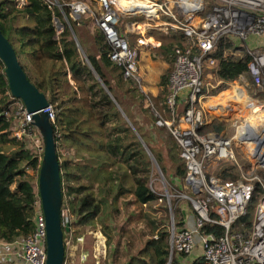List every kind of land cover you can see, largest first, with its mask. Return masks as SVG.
Segmentation results:
<instances>
[{"label": "trees", "instance_id": "1", "mask_svg": "<svg viewBox=\"0 0 264 264\" xmlns=\"http://www.w3.org/2000/svg\"><path fill=\"white\" fill-rule=\"evenodd\" d=\"M62 1L50 5L45 0H25L19 7L16 0H0V31L13 46L27 79L46 96L54 112L57 149L66 151L65 156L58 155L63 203L67 198L74 216L71 233L79 236L85 228H99L108 254L118 231L115 246H127L122 264H167V227H161L163 220L150 206L158 199L150 181L155 165L164 175L168 173L163 154L140 124L151 123L156 136L165 139L166 155L178 179L185 174L183 163L167 129L156 127L146 96L110 60L103 35L98 30L90 33L86 17L72 21ZM181 37L171 46L179 47ZM230 46L231 42L219 38L209 54L215 59L217 77L226 82L248 73L252 60L245 50L241 56L224 57ZM15 100L0 60V241L6 243L34 230V182L41 156L35 147L27 146L26 137L14 135ZM217 176L222 180L238 177L229 168ZM261 192L256 186L233 230L249 231ZM139 226L145 230L137 231ZM202 231L224 233L223 227L210 224ZM185 257L173 252L170 264H181ZM119 262L115 259L112 264ZM190 264L207 262L198 258Z\"/></svg>", "mask_w": 264, "mask_h": 264}, {"label": "built area", "instance_id": "2", "mask_svg": "<svg viewBox=\"0 0 264 264\" xmlns=\"http://www.w3.org/2000/svg\"><path fill=\"white\" fill-rule=\"evenodd\" d=\"M16 1L19 7L25 3V0ZM45 1L50 5L55 3V0ZM195 1L174 0L175 13L149 1L155 13L161 10L172 19L171 23H165L169 29L180 30L190 41L189 46L174 49L173 67L167 78L166 105L175 117L165 119L157 114L155 121L156 126L169 131L178 147L185 171L182 182L193 192V197L189 199L196 213L194 229L172 232L171 250L188 255L199 245L200 257L207 264H264V126L261 130L256 127L259 122L264 125V100L256 103V110L247 119L234 124L230 135L201 131L207 120L202 106L203 98L211 94L204 79V68L213 67L216 63L209 54L219 38L236 39L245 44L251 37L264 36V0H213L210 11L198 23L192 24L193 12L188 13V8L187 11L183 10V4ZM97 2L98 12L95 14L88 1H63L68 6V15L72 21L79 22L87 16L93 18L110 47V60L122 67L124 77L136 79L139 52L129 45L127 38L118 30V9L111 0ZM198 2L201 4L202 0ZM183 15L191 16L183 19ZM136 42L148 45L143 36L138 37ZM244 48L252 56L248 63L251 81L264 92V49L247 50L246 44ZM195 49L196 52L193 51ZM212 87L216 90L218 86ZM13 105L16 107L15 115L21 121L14 135L17 138L35 139V148L41 154L42 141L38 134H33L31 114L26 112L20 100L16 99ZM177 105H180L179 110ZM47 111L53 122L55 116L52 108L49 106ZM250 115L256 117L255 123L250 122ZM241 128H246L242 136L238 135ZM249 141L252 143L249 144ZM237 153L245 157L250 169H244L239 164L238 179L222 180L205 172L209 161H235ZM256 186L262 192L254 208L250 229L245 233L235 231L233 226L246 213ZM60 213L62 225L69 226V230L64 233L63 264H71L67 252L74 247L75 240L80 241L82 238H75L71 233L74 216L70 212L67 198L64 203L62 199ZM33 223L34 230L30 235L12 242L13 250L8 251L11 257L0 252V262H8L10 258L11 264H45L46 230L38 195L34 204ZM205 224L223 227V235L205 233L202 231ZM0 242L5 246L11 244ZM80 260L82 263L83 256ZM94 264L100 263L96 259Z\"/></svg>", "mask_w": 264, "mask_h": 264}, {"label": "crops", "instance_id": "3", "mask_svg": "<svg viewBox=\"0 0 264 264\" xmlns=\"http://www.w3.org/2000/svg\"><path fill=\"white\" fill-rule=\"evenodd\" d=\"M64 1V0H63ZM62 1V2H63ZM93 1V11L95 14L98 12V2L97 0ZM112 2H117V0H111ZM151 2H156L163 6V8L167 10H175L174 0H147ZM193 1V0H189ZM197 1V2H196ZM195 2H190L191 4L184 2L183 10L187 11L186 8L189 9L188 13L192 15V24H196L199 22L201 18L199 15L200 9H207L209 12L213 0H210L211 3L205 2L202 0L201 4L196 0ZM115 2V3H116ZM195 3V4H193ZM208 3V4H207ZM136 4V1H134ZM138 5V4H136ZM200 7V8H198ZM195 8V10H193ZM126 7L119 6L118 12L120 15L118 30L124 34L127 38L129 45L139 52L138 59V77L137 80L140 81L139 90L146 96L148 100L149 107L155 117L158 115H162L165 119H170L171 116H174V113H171L166 105V95H167V78L168 73L171 72L173 67V59H174V49L178 46H171V41L175 43L179 37L182 38V41L179 43V47H187L190 45V41L182 34L180 30L177 29H169L165 25L172 21V19L165 15H158L157 10L156 15H146L142 13H138L135 11H127ZM174 12V11H172ZM196 13V14H195ZM203 16V15H201ZM89 20V24L86 26L90 33H95V30H98L100 33V29L95 24L93 18L91 16H87ZM55 24L60 26L58 21H55ZM102 34V33H101ZM103 35V34H102ZM140 36H143L146 39L148 45H140L136 42V39ZM104 37V36H103ZM264 37V36H261ZM260 37H255L250 39L247 43H245L248 49L255 50L254 47H258L261 50L264 49V43L261 44V40L254 41L259 39ZM232 43V46L229 47L223 53L224 57L227 56H241L243 51L245 50V44L239 42L236 39L224 38ZM105 40V38H104ZM105 43L107 44L106 40ZM250 44V45H249ZM252 44V45H251ZM108 45V44H107ZM109 47V45H108ZM243 47V48H242ZM110 49V47H109ZM242 49V50H241ZM196 52V49L193 50ZM86 58V57H85ZM216 65V63H215ZM209 67L205 66L204 68V79L207 85V90L211 92L203 98V110L206 116V124L202 128V132H210V133H220L223 135H230L233 132L234 124L236 122H242L248 118V112L252 110H256L257 104L259 101L264 100V92L260 91L253 85L251 81V77L248 73L245 75H240L237 79L226 82L219 79L216 75V66ZM136 82V81H135ZM221 84V85H219ZM212 86H218L216 90H213ZM260 90V89H259ZM241 98L243 99L242 101ZM225 99V100H224ZM239 99V100H238ZM180 109V105H177V110ZM137 117V115H135ZM179 121V115L177 117ZM140 120V119H138ZM225 122V126H221V123ZM144 131H148L151 140L155 143L157 140L162 144L165 139L160 136H156L154 131L155 126L151 123L149 124H140ZM159 127V126H156ZM164 128V127H161ZM166 129V128H165ZM244 129V128H242ZM168 131V130H167ZM169 132V131H168ZM170 135V133H169ZM171 137V135H170ZM173 140V138L171 137ZM175 143V141L173 140ZM176 150L178 152V147L175 143ZM166 150V148L164 149ZM237 160H212L207 163V167L205 172L207 174H212L217 176V173L224 169H232L237 172V179L240 177V170L238 165H242L244 169H249L248 164L246 162L245 157L242 154L237 153ZM179 156V154H178ZM182 162V161H181ZM158 172H161L159 167L155 165ZM160 170V171H159ZM218 177V176H217ZM183 178L181 179V181ZM236 180V179H234ZM183 184V182H182ZM183 186L190 190V196L193 197L192 190L183 184ZM190 203L191 200L189 196L185 197ZM192 204V203H191ZM156 201L150 204L151 208L157 212V207L155 206ZM169 211V216L167 220H163V224L161 227H167V238L168 243L170 245V259L167 264L171 262V255L173 252L171 250V234L173 231L181 230V229H194L196 226V213L194 209L193 212L184 209L181 205L179 209L175 210V214H171L170 207L167 209ZM144 231V227L139 226L137 231ZM135 237L139 236L138 234H134ZM114 239L110 248H108L105 244L106 238L102 235L99 228H85L79 236H75V238H82L80 241L75 240V245L71 248L67 253L70 255V262L74 264L75 262H79V264H94L96 259L102 258L105 264H112L115 259H124L127 254V246L123 243H120L117 247L115 246L116 240L120 236L118 231H114ZM141 246V244H138ZM13 250L12 243L8 245H3L0 242V252H5L9 257L12 255L8 253V251ZM176 253V252H175ZM201 249L200 246H196L195 250L186 254L184 260L181 261V264H190L195 259L201 258ZM83 256V261L81 263L80 257ZM10 259V258H9ZM8 262H0V264H11L10 260ZM103 263V264H104ZM122 264V263H121Z\"/></svg>", "mask_w": 264, "mask_h": 264}, {"label": "water", "instance_id": "4", "mask_svg": "<svg viewBox=\"0 0 264 264\" xmlns=\"http://www.w3.org/2000/svg\"><path fill=\"white\" fill-rule=\"evenodd\" d=\"M0 60L4 65V74L11 96L20 100L26 112L31 114L32 125L38 131L42 141L36 185L45 221V264H63L65 258L64 233L69 230V226L68 224L62 225L60 216L61 166L54 129L47 111L49 102L46 96L27 79L13 46L1 31Z\"/></svg>", "mask_w": 264, "mask_h": 264}, {"label": "rangeland", "instance_id": "5", "mask_svg": "<svg viewBox=\"0 0 264 264\" xmlns=\"http://www.w3.org/2000/svg\"><path fill=\"white\" fill-rule=\"evenodd\" d=\"M85 1H88L91 4V6L93 7V4H92L93 1L92 0H85ZM205 2L211 3L210 0H205ZM116 4H117V6H116ZM113 5H114V7L119 9L120 4L113 2ZM198 8H200V7H198ZM193 10H195V8H193ZM172 11H174V13H175V10H172ZM207 11L208 10L206 8L200 9V12H199L200 17L202 18L201 15L204 16L206 13H208ZM157 13H158V15L162 14L161 11H158ZM154 15H156V13H154ZM190 16L191 15H188V16L183 15L182 18L186 19ZM252 38H255V37H251L250 39H252ZM257 40H261V44L264 43V37H260L259 39H256L254 41H257ZM254 48H255V51L260 50L258 47H254ZM135 75H136V79H133V80H134V82L136 81L135 83L139 87L140 81H138L139 79L137 80L138 69H137V72ZM139 88H141V87H139ZM257 110H259V109H257ZM251 113H252V110L250 112H248V115ZM139 119H141V118H139ZM20 122L21 121H20L18 116L12 120V125L14 127V131L18 128ZM221 126L222 127L225 126V122H222ZM263 126L264 125L259 122L256 127H258V129L261 130L263 128ZM38 135H39V133H38ZM34 142H35V139L33 141V139H31L30 137L27 138V146L29 148L33 149L35 147ZM153 146L155 147V149L160 150L161 153L163 154L167 173H168V175H164L162 172L161 173L158 172V170L154 166L153 174H152L151 181H150V187H151L152 191L155 193V195L158 197V199L156 200L157 205H155L157 207V212H155L156 217L158 219H161V220L163 219L165 221L168 219V216H169V211L167 210L168 207H170L171 214L174 215L175 210L179 209L180 205L184 209L189 210L190 212H193L192 211L193 210L192 204L185 198L186 196L192 197V196H190V190L183 186L181 179H178L175 177V173L173 171V166L170 164V161L168 160V157L166 155V150H164L166 148L164 143L161 144L159 142V140H157ZM57 150H58V153L61 155V157L66 155V151L63 148L57 149ZM236 152H239V150ZM248 170H250V169H248ZM36 183H37V175H36V182H34V184H36ZM35 188L37 191V185H35ZM98 261L100 264L104 263V260L102 258H100ZM123 261H124V259H120L119 264H121ZM74 264H79V262H75Z\"/></svg>", "mask_w": 264, "mask_h": 264}, {"label": "bare ground", "instance_id": "6", "mask_svg": "<svg viewBox=\"0 0 264 264\" xmlns=\"http://www.w3.org/2000/svg\"><path fill=\"white\" fill-rule=\"evenodd\" d=\"M134 1H136V4H138V5L134 4ZM116 3L120 4V6H122V7H126L127 9H125V10H127V11H129V10L130 11H135V12L146 14V15H149V16H151V15H153L155 13V9L152 7L150 2L147 1V0H117ZM116 6H117V4H116ZM242 100L243 99L241 98L240 101H242ZM252 111H254V110H252ZM249 120H250L251 123H255L256 122V117H253V115H250ZM244 129L245 130H243L241 128V130L238 131V135L242 136L243 132L246 131V128H244ZM251 143L252 142L249 141V144H251Z\"/></svg>", "mask_w": 264, "mask_h": 264}]
</instances>
